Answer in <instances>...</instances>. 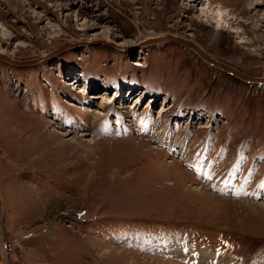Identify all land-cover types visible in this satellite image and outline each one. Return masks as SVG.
Instances as JSON below:
<instances>
[{
  "label": "rangeland",
  "instance_id": "1",
  "mask_svg": "<svg viewBox=\"0 0 264 264\" xmlns=\"http://www.w3.org/2000/svg\"><path fill=\"white\" fill-rule=\"evenodd\" d=\"M204 2L0 0V264H264V84L143 44L263 77L264 0Z\"/></svg>",
  "mask_w": 264,
  "mask_h": 264
},
{
  "label": "water",
  "instance_id": "2",
  "mask_svg": "<svg viewBox=\"0 0 264 264\" xmlns=\"http://www.w3.org/2000/svg\"><path fill=\"white\" fill-rule=\"evenodd\" d=\"M171 42L180 44L184 47L194 50L203 60H205L212 66H215L216 68L221 69L228 74H231L237 78H240L245 82L264 84V76L256 77V76L249 75L225 62H222L216 59L215 57L210 55L200 44L194 42L191 39H188L182 36H176V35H166V36L149 38L145 43L149 45H160V44L171 43ZM0 60H4L6 62L16 64L18 66L29 64V62L16 61L2 52H0Z\"/></svg>",
  "mask_w": 264,
  "mask_h": 264
},
{
  "label": "bare ground",
  "instance_id": "3",
  "mask_svg": "<svg viewBox=\"0 0 264 264\" xmlns=\"http://www.w3.org/2000/svg\"><path fill=\"white\" fill-rule=\"evenodd\" d=\"M199 4L202 5L201 7H199L198 9L202 12V17L204 18V20H206V18L210 19V21L214 22L216 24V27L218 28H222L224 27V22H223V12L222 11H215L214 8L212 7V4L210 3H205L204 0H198ZM198 10V11H199ZM163 36V35H162ZM165 36V35H164ZM183 37V36H182ZM7 38V36L5 37ZM151 37H147L146 39H149ZM186 38V37H185ZM147 40L143 41V44H146ZM195 42V41H194ZM119 43V42H118ZM197 43V42H196ZM0 52L2 53H6L9 55V53H7V51L5 49H1ZM79 92H82L83 94L85 93L84 89H79ZM96 98L98 99H104V103H110L113 104L116 101V97L111 98V95H106V94H102L99 93L97 95H95ZM179 244L176 245V247H178ZM210 249H206V250H202L203 255L207 257V255L211 258H213L214 260L217 258H220V252L214 250V251H209ZM211 261V260H210ZM231 261V260H230ZM217 262V261H216ZM207 263V262H206ZM230 263V262H229ZM212 264V263H211ZM223 264H227V263H223Z\"/></svg>",
  "mask_w": 264,
  "mask_h": 264
},
{
  "label": "trees",
  "instance_id": "4",
  "mask_svg": "<svg viewBox=\"0 0 264 264\" xmlns=\"http://www.w3.org/2000/svg\"><path fill=\"white\" fill-rule=\"evenodd\" d=\"M231 75V74H230Z\"/></svg>",
  "mask_w": 264,
  "mask_h": 264
}]
</instances>
